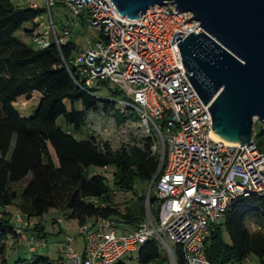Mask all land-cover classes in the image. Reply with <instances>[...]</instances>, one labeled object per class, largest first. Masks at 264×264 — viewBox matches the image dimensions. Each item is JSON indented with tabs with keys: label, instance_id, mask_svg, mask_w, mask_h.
<instances>
[{
	"label": "trees",
	"instance_id": "trees-1",
	"mask_svg": "<svg viewBox=\"0 0 264 264\" xmlns=\"http://www.w3.org/2000/svg\"><path fill=\"white\" fill-rule=\"evenodd\" d=\"M13 1L0 0V264H8V242L17 240L6 211L10 206L18 208L24 221L57 209L78 227L109 220L117 229H135L147 214L156 217L160 205L155 193L159 175L146 201L160 165V155L151 151L153 136L142 131L139 141L117 150L92 135L81 137L89 114L100 112L111 115L118 127L128 123L141 127L135 110L120 104L128 99L118 89L110 90L107 100L94 95L73 66L77 47L72 41L59 46L51 41L45 48L37 47L34 40L41 35L36 34L37 20L45 9L25 7V0ZM24 24L33 26L24 33L34 45L14 37ZM32 97L39 101L37 109L32 117H21L14 104ZM59 119L66 130L57 125ZM253 129L255 144L264 153L263 126L254 123ZM91 169L109 172L112 188L103 174ZM22 182L24 186L17 190ZM115 193L120 202L115 201ZM28 230L33 237L45 236L40 226H28ZM36 253L19 264H52ZM174 254L175 264H185L178 249ZM137 255L139 264L161 259L152 242L141 247ZM203 257L211 264L242 263L252 257L264 264V199L250 196L234 201L207 237Z\"/></svg>",
	"mask_w": 264,
	"mask_h": 264
},
{
	"label": "built area",
	"instance_id": "built-area-1",
	"mask_svg": "<svg viewBox=\"0 0 264 264\" xmlns=\"http://www.w3.org/2000/svg\"><path fill=\"white\" fill-rule=\"evenodd\" d=\"M44 3L49 14L57 3L66 7L99 35L98 41L87 42L76 54L73 66L78 77L87 87L105 82L120 90L129 100L120 104L135 110L144 135L153 136L162 149L155 188L160 201L157 216L147 214L139 227L125 235L117 233L112 221L87 222L79 227L85 240L83 252L76 251V239L66 232L55 264H117L149 242L159 243L172 264L175 249L185 264H211L203 257L204 244L229 206L250 196L264 199V153L255 144L254 129L250 141L243 144L214 138L211 103L203 105L188 82L177 47L188 35L200 34V24L169 3L148 9L136 20L120 17L109 0ZM30 7L38 8L34 3ZM55 28L51 20L34 44L45 48L51 41L58 46L64 43L69 32L63 29L58 35ZM176 33L184 35L171 44ZM159 150L156 144L151 148ZM13 228L31 253L45 246L44 238L27 237L22 216H15Z\"/></svg>",
	"mask_w": 264,
	"mask_h": 264
},
{
	"label": "water",
	"instance_id": "water-1",
	"mask_svg": "<svg viewBox=\"0 0 264 264\" xmlns=\"http://www.w3.org/2000/svg\"><path fill=\"white\" fill-rule=\"evenodd\" d=\"M120 17L136 20L154 6L192 15L200 34L176 33L185 77L203 105L211 103V130L227 142L250 141L264 130V0H109ZM198 26V27H199ZM196 29V28H195ZM153 177L146 201L160 166Z\"/></svg>",
	"mask_w": 264,
	"mask_h": 264
},
{
	"label": "rangeland",
	"instance_id": "rangeland-1",
	"mask_svg": "<svg viewBox=\"0 0 264 264\" xmlns=\"http://www.w3.org/2000/svg\"><path fill=\"white\" fill-rule=\"evenodd\" d=\"M29 1L30 0H25V7L28 6ZM32 2L36 4L40 9H45L44 0H32ZM13 3L18 4L19 2L18 0H14ZM45 11L46 12L42 14V16L37 20L36 27L39 26L36 30L37 35L43 34L45 28L50 24V21L52 20L56 27L55 31L58 35H61L63 29H66L69 32V36L65 38V41H72L77 47V52L83 50L87 42L93 44L95 41L99 40V35L92 29L88 22L81 18H75L66 7H63L57 3L56 7L51 9L50 14L46 9ZM32 28V24H24L22 28L14 35V37L18 40L34 45L32 41L26 38L24 33L26 30H32ZM92 89L94 90L93 93L97 98L101 100H107L110 96V90H115L117 88H115L114 86L106 87L104 85H100L98 82H95L92 86ZM20 102L21 101L14 104L15 110L20 114L21 117H32L35 110L37 109L39 103L38 99L32 97L28 99L27 102ZM78 108H80V106H78ZM118 108L120 110L122 109L121 107ZM255 123L261 125L257 121ZM57 125L61 126L64 130L67 129V127L63 124L62 119H59L57 121ZM151 130L154 132V129L152 127ZM256 131H259L258 127H256ZM87 135L94 136L100 142H106L113 150H117L122 145L131 144L135 141L137 142L143 137L142 129L138 123H128L122 127H118L111 115H103L101 112L98 114H89L87 125L81 130V137H85ZM155 144L160 149L158 154L161 158L162 149L158 140ZM90 171H94L97 174H103L107 178L108 186L112 188V177L109 172L104 173L102 170L99 169H91ZM24 184L25 183L22 182L16 187V189H21ZM114 195L115 201L120 202V195L117 193H115ZM6 211L10 213L12 224L15 222V216L20 215L23 217L22 213L18 211L17 207L10 206L6 208ZM64 216L65 213L57 209H51L41 218H32L29 221H25L30 229L35 226H40L42 228V231L45 235V246L41 250L37 251L36 255L48 259V261L52 264H55V261L60 256L59 250L65 238L66 232H68L70 236L76 239V251L82 253L84 250L85 240L79 234V227L77 226V223L75 221L65 220ZM58 220L61 221L60 224L58 223ZM128 231L129 230L127 229H117V233L119 235H125L128 233ZM31 233L32 232L28 230L26 232V235L30 236ZM12 242H14L12 246L8 244V248L5 255L8 264H19L22 261H29L34 258V256L30 252L29 246L22 242H17L16 240H13ZM155 245L157 247L161 259H159V261L153 264H172L168 252L164 250L159 243H156ZM137 257V252L129 253L120 260V263L139 264ZM233 264H258V262L254 257H252L246 260L245 262H235Z\"/></svg>",
	"mask_w": 264,
	"mask_h": 264
},
{
	"label": "crops",
	"instance_id": "crops-1",
	"mask_svg": "<svg viewBox=\"0 0 264 264\" xmlns=\"http://www.w3.org/2000/svg\"><path fill=\"white\" fill-rule=\"evenodd\" d=\"M32 3H33L32 0H30V1L28 2V7H30ZM30 8H31V7H30ZM38 8H39V7H38ZM120 229L131 230V229L127 228V227H120L118 230H120ZM27 237H28V238H31V237H33V236L30 235V236H27ZM16 241H17V242H20L18 239H17ZM13 243H14V242H12V241L8 242V244L11 245V246H12Z\"/></svg>",
	"mask_w": 264,
	"mask_h": 264
},
{
	"label": "bare ground",
	"instance_id": "bare-ground-1",
	"mask_svg": "<svg viewBox=\"0 0 264 264\" xmlns=\"http://www.w3.org/2000/svg\"><path fill=\"white\" fill-rule=\"evenodd\" d=\"M214 138L218 139V137H217V136H214Z\"/></svg>",
	"mask_w": 264,
	"mask_h": 264
}]
</instances>
